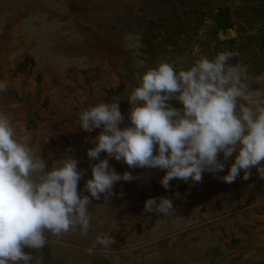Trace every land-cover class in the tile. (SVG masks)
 Listing matches in <instances>:
<instances>
[{
	"label": "rangeland",
	"instance_id": "obj_1",
	"mask_svg": "<svg viewBox=\"0 0 264 264\" xmlns=\"http://www.w3.org/2000/svg\"><path fill=\"white\" fill-rule=\"evenodd\" d=\"M223 51L238 53L229 63L247 65L251 88L264 93V0H0V82H7L0 112L18 136H30L49 167L76 159L83 172L78 194L89 195L84 182L99 161L86 151L101 129H79V113L119 102V127L129 126L127 99L138 72L161 62L178 72ZM218 160L223 172H205L200 183L173 179L166 190L159 183L164 171L108 158L134 179L117 182L106 205L103 196L91 201L86 237H49L42 264H264V179L253 169L249 180L241 172L224 183L219 177L233 158ZM160 197L174 209L144 213V202ZM98 235L115 242L90 255Z\"/></svg>",
	"mask_w": 264,
	"mask_h": 264
},
{
	"label": "clouds",
	"instance_id": "obj_2",
	"mask_svg": "<svg viewBox=\"0 0 264 264\" xmlns=\"http://www.w3.org/2000/svg\"><path fill=\"white\" fill-rule=\"evenodd\" d=\"M237 55L223 51L213 59L201 57L178 72L168 62L138 72L124 128L119 102L80 112L79 129H101L86 151L99 161L89 166L91 179L84 182L89 195L78 194L83 172L76 159L65 156L49 167L30 147V136H18L9 115L0 112V264H42L49 237L70 232L86 237L91 201L103 196L106 205L117 182L134 179L130 172L118 174L108 158L128 168L164 171L159 183L166 190L173 179L200 183L205 172H223L221 154L224 161L233 158L219 177L222 182H235L241 172L249 180L253 169L264 179V93L251 88L247 65L229 63ZM137 64L143 67L144 61ZM6 90L7 82H0V93ZM173 100L179 108L169 103ZM172 209V200L164 197L143 205L144 213L167 215ZM114 242V236L98 235L86 251L91 255L97 245L109 249Z\"/></svg>",
	"mask_w": 264,
	"mask_h": 264
},
{
	"label": "trees",
	"instance_id": "obj_3",
	"mask_svg": "<svg viewBox=\"0 0 264 264\" xmlns=\"http://www.w3.org/2000/svg\"><path fill=\"white\" fill-rule=\"evenodd\" d=\"M173 190H175V189H173ZM82 191V190H81Z\"/></svg>",
	"mask_w": 264,
	"mask_h": 264
}]
</instances>
